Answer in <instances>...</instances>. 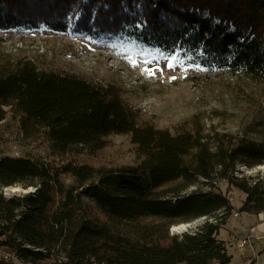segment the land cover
Returning a JSON list of instances; mask_svg holds the SVG:
<instances>
[{
    "label": "trees",
    "instance_id": "1",
    "mask_svg": "<svg viewBox=\"0 0 264 264\" xmlns=\"http://www.w3.org/2000/svg\"><path fill=\"white\" fill-rule=\"evenodd\" d=\"M63 1L69 9L76 2ZM63 1L0 0V29L45 25L63 32ZM146 1L133 16L101 8L86 28L169 54H202V65L213 72L237 69L264 79V0H171L184 13L169 11L170 17L160 15L155 0ZM9 115L26 133L40 131L56 155L75 148L94 155L108 137L125 135L142 159L137 166L109 170L75 161L53 168L29 157L0 158V189H35L10 199L0 194V244L24 264H231L218 237L236 208L229 191L181 195L200 180L212 188L222 181L245 194L239 213L264 212V180L236 176L238 165H264V143L226 134L211 142L199 130L172 135L142 126L139 112L117 88L40 71L27 59L10 70L0 68V122ZM62 175L75 184L66 186ZM170 185L175 186L166 189ZM217 213L222 216L216 223L170 235L172 226ZM53 252L66 260L50 262Z\"/></svg>",
    "mask_w": 264,
    "mask_h": 264
},
{
    "label": "rangeland",
    "instance_id": "2",
    "mask_svg": "<svg viewBox=\"0 0 264 264\" xmlns=\"http://www.w3.org/2000/svg\"><path fill=\"white\" fill-rule=\"evenodd\" d=\"M57 1L63 0H49L48 3ZM70 2L73 3V0ZM146 4V0H76L69 9V4L60 2L66 22L63 32L45 25L0 29V68L10 70L17 62L27 59L33 61L40 71L78 76L105 87L113 86L119 90L124 102L139 112L142 126L168 131L172 135L199 130L211 138V142H214L216 135L226 134L264 143V79L248 76L237 69L213 72L202 65V54L180 51L169 54L120 34L108 33L104 29L91 32L86 28L87 24H92L101 8H113L118 16H133L141 13ZM155 4L164 17H170L169 11L184 13L171 0H155ZM205 18L210 19L207 15ZM230 31L233 32V28ZM5 156L29 157L53 168L75 161L109 170L137 166L142 160L131 137L125 135L108 137L107 146L94 155L80 148L65 155H56L40 131L26 133L11 115L0 122V158ZM236 176L250 181L264 180V165L253 169L238 165ZM61 181L66 186L75 184V180L68 175H62ZM214 184L216 188L200 180L181 195L201 190L229 191V199L236 210L227 218L240 223V219L235 217L240 216L238 209L243 206L247 196L232 188L228 190L222 181L216 180ZM34 191L33 187L26 189L17 185L1 188L0 194L10 199ZM261 214L264 216V212ZM219 216L222 214L183 223L190 227L180 234L173 233L172 226L170 235L193 233L206 222L216 223ZM241 217L244 218V215ZM239 241L242 240L236 241L238 248ZM53 253L50 262L66 260L62 254ZM13 254L18 264H24L16 253ZM260 254L264 255V250ZM263 261L264 257L261 259ZM0 264L7 263L0 261Z\"/></svg>",
    "mask_w": 264,
    "mask_h": 264
},
{
    "label": "crops",
    "instance_id": "3",
    "mask_svg": "<svg viewBox=\"0 0 264 264\" xmlns=\"http://www.w3.org/2000/svg\"><path fill=\"white\" fill-rule=\"evenodd\" d=\"M244 215V218L241 216ZM264 218L261 215L241 213L240 216L235 217L240 219V223H234L230 218L227 224L220 230L219 240L226 243L228 253L232 256L231 264H251L255 261V264H264L261 259L264 257L260 254L262 247L260 243H255L253 247L238 248L236 245L237 240H243L247 238L251 228L255 227L260 219ZM257 254V255H256Z\"/></svg>",
    "mask_w": 264,
    "mask_h": 264
},
{
    "label": "built area",
    "instance_id": "4",
    "mask_svg": "<svg viewBox=\"0 0 264 264\" xmlns=\"http://www.w3.org/2000/svg\"><path fill=\"white\" fill-rule=\"evenodd\" d=\"M259 215L263 216V214ZM261 219L263 218L261 217ZM261 219V223H259L256 227H253L250 230L248 237L242 241H239L240 248L253 247L255 243H260L262 250H264V220ZM0 258H3L4 261H7L10 264H18L17 257L9 250L8 252H1Z\"/></svg>",
    "mask_w": 264,
    "mask_h": 264
},
{
    "label": "bare ground",
    "instance_id": "5",
    "mask_svg": "<svg viewBox=\"0 0 264 264\" xmlns=\"http://www.w3.org/2000/svg\"><path fill=\"white\" fill-rule=\"evenodd\" d=\"M190 227L189 224H181V225H176L174 226V231L178 232V233H182L183 231H185V229H188ZM2 240V237H0V242ZM1 252H8L7 249H5L2 245H0V253ZM0 261L3 262V263H7V264H10L8 263L7 261H4L3 258H0Z\"/></svg>",
    "mask_w": 264,
    "mask_h": 264
},
{
    "label": "water",
    "instance_id": "6",
    "mask_svg": "<svg viewBox=\"0 0 264 264\" xmlns=\"http://www.w3.org/2000/svg\"><path fill=\"white\" fill-rule=\"evenodd\" d=\"M172 231H173V233H175V234H180V233H178V232L174 231V229H173ZM186 231H187V229H185V231H184V232H186Z\"/></svg>",
    "mask_w": 264,
    "mask_h": 264
},
{
    "label": "snow or ice",
    "instance_id": "7",
    "mask_svg": "<svg viewBox=\"0 0 264 264\" xmlns=\"http://www.w3.org/2000/svg\"><path fill=\"white\" fill-rule=\"evenodd\" d=\"M169 66H171V65H169Z\"/></svg>",
    "mask_w": 264,
    "mask_h": 264
}]
</instances>
